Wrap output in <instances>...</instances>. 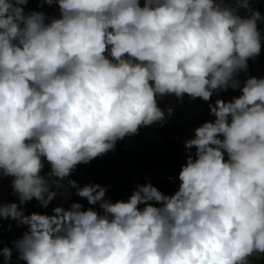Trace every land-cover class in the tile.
Returning <instances> with one entry per match:
<instances>
[{"label": "clouds", "instance_id": "9594fccd", "mask_svg": "<svg viewBox=\"0 0 264 264\" xmlns=\"http://www.w3.org/2000/svg\"><path fill=\"white\" fill-rule=\"evenodd\" d=\"M262 9L0 0V184L15 196L0 197V264H264V75L249 70L264 54ZM166 97L203 101L214 118L183 142L178 177H166L174 194L149 178L113 202L110 186L71 178L165 127ZM69 189L79 199L67 208L25 214ZM14 228L24 230L7 239Z\"/></svg>", "mask_w": 264, "mask_h": 264}, {"label": "water", "instance_id": "95a60500", "mask_svg": "<svg viewBox=\"0 0 264 264\" xmlns=\"http://www.w3.org/2000/svg\"><path fill=\"white\" fill-rule=\"evenodd\" d=\"M264 62V54L255 62L253 65V73L257 72L258 63ZM235 95V93H232ZM226 98L229 99V93L225 94ZM216 97H213L215 100ZM161 109L167 107H174L175 112L172 119L163 127V131L167 134L170 131L177 130L173 139V157H174V170L175 176L178 177V171L181 163H184V148L183 142L189 137L195 134V129L201 126L206 121H212L214 118L208 115V106L206 103L200 100L191 101L188 97L184 98L183 107L180 106L179 102L174 97H166L158 102ZM158 129H161L159 125L153 126L152 128L141 129L140 135L131 139L125 140L117 145L115 153H109L103 158L92 161L89 165L78 166L76 172L71 177L76 180L80 187H83L89 183H98L101 186H122L127 185L128 189L123 192L122 199L126 200L129 196L130 191L133 192L137 185H142L149 180L147 171L143 166L142 159L139 157V153L151 152V148H161L162 142L161 137L158 138L156 133ZM151 179V178H150ZM151 182L155 185L153 180ZM10 181L5 179L0 184V197L5 202H14L15 196L11 194L9 187ZM179 181L178 179L167 185L166 190L159 189L165 194H174L178 190ZM74 189H69V192H74ZM67 195V194H66ZM106 198H111L109 191L106 193ZM86 204V202H84ZM57 206L68 207L67 199L58 195L45 209L39 205V202L33 200L31 203L25 205L26 212L29 214L32 212L39 213H52V209ZM98 207V206H96ZM5 222V229L7 224ZM24 229H13V232H4V236L7 239L13 238V236H19Z\"/></svg>", "mask_w": 264, "mask_h": 264}, {"label": "trees", "instance_id": "16d2710c", "mask_svg": "<svg viewBox=\"0 0 264 264\" xmlns=\"http://www.w3.org/2000/svg\"><path fill=\"white\" fill-rule=\"evenodd\" d=\"M250 73L252 75H264V70H261L258 73H253L252 68L250 67ZM159 131H163V129H159ZM176 129L172 131L171 133V141L167 142L165 147L162 150L159 151H155L153 153H149L145 156V159L148 160L147 162V171L152 174V172H154L156 169L158 168H169L170 171H172L173 173V163H174V157H173V148H174V142L173 139L175 137L176 134ZM195 135V134H194ZM194 135L189 137L190 138H194ZM144 154V153H143ZM146 154V153H145ZM146 161V160H145ZM113 191V195L117 194L118 197H122L121 194L123 192H125V189L122 186H115L112 188ZM72 193L71 195H68L67 198V202H68V206L72 203V202H77L78 201V197H76L74 195V192H69Z\"/></svg>", "mask_w": 264, "mask_h": 264}, {"label": "crops", "instance_id": "0c3cea01", "mask_svg": "<svg viewBox=\"0 0 264 264\" xmlns=\"http://www.w3.org/2000/svg\"><path fill=\"white\" fill-rule=\"evenodd\" d=\"M156 133L158 134V138L161 137V139H162L161 140L162 146H161V148H158V149L157 148H151L152 150H151L150 153L162 150L165 147L166 143L171 141V137L170 136H171L172 131H170L167 134H165V131H159V129H158V131ZM146 155H147V153L146 154L145 153L144 154L143 153H139V157L142 159L143 166H144L145 170L147 171V165L146 164H147L148 160L145 159ZM174 172H175V170H174V163H173V173H172V171L169 170V168L163 167V168L156 169L154 172H152V174H150L147 171V174H148L149 178H151L153 180V182L155 183V185L157 187H159L162 190H166L167 185L172 184V182L168 181L166 177L169 176V175L175 176ZM122 187L125 189V192H126V189H128V186L124 184V185H122ZM112 188L111 187L109 188V193L111 195V198L114 201L116 199H122L123 197H118L117 194L113 195ZM130 195H131V193H129V196Z\"/></svg>", "mask_w": 264, "mask_h": 264}, {"label": "flooded vegetation", "instance_id": "af4514ba", "mask_svg": "<svg viewBox=\"0 0 264 264\" xmlns=\"http://www.w3.org/2000/svg\"><path fill=\"white\" fill-rule=\"evenodd\" d=\"M30 7H35V5H30ZM262 11H264V9H262ZM249 65H250V67L252 68V71H253V65H252V62H249ZM256 70H257L256 73L260 72L261 70H264V62H259V63H258V68H257ZM231 95H232V93H229V96H231ZM223 98L225 99L226 96L224 95Z\"/></svg>", "mask_w": 264, "mask_h": 264}, {"label": "built area", "instance_id": "2783aa9c", "mask_svg": "<svg viewBox=\"0 0 264 264\" xmlns=\"http://www.w3.org/2000/svg\"><path fill=\"white\" fill-rule=\"evenodd\" d=\"M130 193L132 194V192L130 191Z\"/></svg>", "mask_w": 264, "mask_h": 264}]
</instances>
